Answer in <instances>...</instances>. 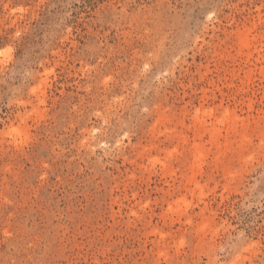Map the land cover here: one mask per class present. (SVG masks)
<instances>
[{
  "label": "rangeland",
  "instance_id": "rangeland-1",
  "mask_svg": "<svg viewBox=\"0 0 264 264\" xmlns=\"http://www.w3.org/2000/svg\"><path fill=\"white\" fill-rule=\"evenodd\" d=\"M0 264H264V0H0Z\"/></svg>",
  "mask_w": 264,
  "mask_h": 264
},
{
  "label": "bare ground",
  "instance_id": "bare-ground-1",
  "mask_svg": "<svg viewBox=\"0 0 264 264\" xmlns=\"http://www.w3.org/2000/svg\"><path fill=\"white\" fill-rule=\"evenodd\" d=\"M229 115H231V114H229ZM227 116H228V115H225V116L222 118V120H221L222 123H223V121H225V120L228 118ZM231 116H232V115H231ZM231 116H230V117H231ZM232 118H233V117H232ZM228 119H229V118H228ZM218 120H219V119H218ZM229 125H230V124H229ZM198 149H199V148H197L196 151L193 149V150L195 151L193 156H196V155L199 154V150H198ZM201 149H202V148H201ZM200 151H201V150H200ZM200 153H201V152H200ZM199 156H201V155H199ZM202 156H203V155H202ZM195 158H197V157H195ZM195 161H196V160H195ZM196 164H197V163H196ZM190 176H191V175H190ZM177 206H178V205H177ZM176 210H177V209H176ZM174 212H175V211H174Z\"/></svg>",
  "mask_w": 264,
  "mask_h": 264
}]
</instances>
